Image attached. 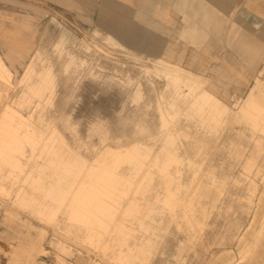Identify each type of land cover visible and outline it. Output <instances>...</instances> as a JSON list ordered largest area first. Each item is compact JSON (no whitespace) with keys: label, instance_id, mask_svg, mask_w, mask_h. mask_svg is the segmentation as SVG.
Returning <instances> with one entry per match:
<instances>
[{"label":"rangeland","instance_id":"374dc122","mask_svg":"<svg viewBox=\"0 0 264 264\" xmlns=\"http://www.w3.org/2000/svg\"><path fill=\"white\" fill-rule=\"evenodd\" d=\"M236 8L207 33L231 95L196 76V91L183 86L179 95L162 60L128 49L88 17L18 26L39 38L25 58L6 60L13 87L0 80V264H27L34 252L33 264H264V55L243 56L247 42L261 48L235 24ZM30 63V80L18 84ZM47 71L54 86L40 99L34 90ZM205 90L219 99L216 111L202 106ZM6 108L33 143L9 145ZM133 145L143 147L139 159L125 155ZM168 156L176 158L171 176L161 172ZM94 185L98 193L89 192ZM89 194L86 210L72 206ZM136 246L146 252L129 256Z\"/></svg>","mask_w":264,"mask_h":264},{"label":"crops","instance_id":"0c3cea01","mask_svg":"<svg viewBox=\"0 0 264 264\" xmlns=\"http://www.w3.org/2000/svg\"><path fill=\"white\" fill-rule=\"evenodd\" d=\"M234 7L235 24L259 40L261 49L257 52L255 43L247 42L241 47L250 63L254 58L249 56L251 53L264 55V0H0V51L10 46L7 59L1 54L0 59L14 77L6 60L12 61L13 55L25 58L39 38L38 33L25 34L21 27L43 22L45 17H88L96 28L113 35L128 49L178 65L199 78L209 79L213 92L221 93L220 86H224L223 93L231 95V84H224L216 73L227 70L216 49L217 42H210L207 33L219 29L221 17H229ZM3 17H15L10 19L17 24H2L8 21ZM35 249L38 248L30 250ZM34 253L28 254L27 264H33Z\"/></svg>","mask_w":264,"mask_h":264},{"label":"bare ground","instance_id":"6f19581e","mask_svg":"<svg viewBox=\"0 0 264 264\" xmlns=\"http://www.w3.org/2000/svg\"><path fill=\"white\" fill-rule=\"evenodd\" d=\"M61 43V42H60ZM70 56V55H69ZM75 64V60L73 57L69 58V61L67 62V66H66V70L69 66ZM160 64L162 65V67L164 68V71H162L164 73V76L167 78L168 80V85L169 87H172V89L174 91H176L177 93H179V95H185V93H183L182 91V87L183 86H187L190 88V91L192 93H194V91H196L197 87H196V83L197 81L194 78V74H192L191 72L183 69L182 67L175 65V64H171V63H167V62H163L161 61ZM32 65L31 63L28 64L23 71L21 80L18 82V84L22 85L26 82H28L32 76ZM196 78H198L196 76ZM12 79H13V75L11 74V72L5 67V65L3 64V62L0 59V80L2 82V84H5V87H13V83H12ZM189 81V82H187ZM54 86V82H53V75L50 72H45V74L42 76L37 88L34 90V94L39 97L40 99L43 98L45 96V94L48 91H51L53 89ZM201 102H202V106H212V111H216V107L217 105L220 104L219 99H217V97L211 93H209L208 91H203V93H201ZM250 98H248V102H246L245 106L241 109V115L246 114L247 112V107H253L254 104L253 102H251V100H249ZM16 112L13 110V108H6L5 112H4V119H3V124L6 125L7 127H11L14 131L13 135L10 136V138H6V141L9 143V145H11L10 143L15 144L23 142V141H27L29 143H33V139H32V131L31 130H24V134L22 135V133H19L21 131V129L26 126L23 123V120L19 121L18 124H14L16 123L18 120H16L17 116H16ZM251 114L248 113L246 116H250ZM245 116V117H246ZM163 126L166 125V121L162 122ZM142 150L143 147L140 145H133L132 147H130L127 151H126V157H128L131 160L134 159H139L142 156ZM176 162V158L174 156H168L167 160L164 162V167L161 168V172L163 175L165 176H171L170 174V170L169 167L172 165V163ZM143 166V163H139L138 166H136V168H141ZM140 170V169H138ZM137 171V170H136ZM107 173V172H106ZM173 180V178H171ZM171 184L166 185V189L170 190V186ZM88 190V189H86ZM100 191V189L94 185L93 187H91L89 189V192H95L98 193ZM167 199L169 201H176V197L174 195H169L167 197ZM65 199L57 202L58 205H62L64 204ZM72 206L74 204L77 205V209L83 210L90 206L92 203V200L90 198V194L88 196H85L84 198H80V199H74L72 202ZM106 208L110 207V204L105 203L104 205ZM132 208H135V203L133 204ZM76 209V210H77ZM75 210V213H76ZM78 215L77 213H73L74 216H77V218H80V220H86L87 218L84 217L82 215ZM89 220V219H87ZM97 221V219H94L93 222ZM92 222V221H91ZM92 237H94V235H91ZM129 256L130 255H134V254H139L141 251L142 252H146V248L145 246H141V247H135V249H131L129 248ZM121 255V254H119Z\"/></svg>","mask_w":264,"mask_h":264}]
</instances>
